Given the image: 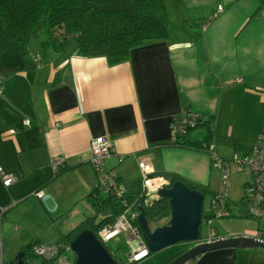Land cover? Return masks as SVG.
Returning <instances> with one entry per match:
<instances>
[{
    "label": "crops",
    "instance_id": "crops-1",
    "mask_svg": "<svg viewBox=\"0 0 264 264\" xmlns=\"http://www.w3.org/2000/svg\"><path fill=\"white\" fill-rule=\"evenodd\" d=\"M164 1L167 38L133 49L121 64L47 52L36 69L1 79L0 168L15 182L4 187L0 178V205L38 206L55 229L35 241L57 244L96 215L85 200L97 186L90 165L94 138L113 145L105 168L116 169L126 187L143 175L151 188L163 184L153 179L164 175L203 186L210 182L214 166L207 152L171 146V123L186 112L213 120L216 139L234 148L237 142L252 143L247 151L253 147L264 124V6L260 0ZM255 111L259 120L246 128L236 119ZM31 125L40 129L37 149L31 148ZM236 126L242 129L234 132ZM249 128L250 135L241 132ZM54 158L66 168L58 177ZM37 191L48 198L39 201ZM33 242H11L2 233V257L5 251L13 261ZM227 249L188 264H235Z\"/></svg>",
    "mask_w": 264,
    "mask_h": 264
},
{
    "label": "trees",
    "instance_id": "trees-1",
    "mask_svg": "<svg viewBox=\"0 0 264 264\" xmlns=\"http://www.w3.org/2000/svg\"><path fill=\"white\" fill-rule=\"evenodd\" d=\"M260 4L264 6V0H260ZM167 36L168 18L164 0H0V79L36 69L47 52L66 51L82 58L105 57L108 64L114 66L127 61L133 49L148 42L165 39ZM32 42L44 56L31 52ZM68 46L70 48H67ZM194 119L193 126L186 124L179 128L171 146L208 152V147H214L213 143L217 138L214 121L204 119L198 114ZM198 126L208 129L204 141H189L188 133ZM30 128L31 148L37 149L41 146L40 129L36 125H31ZM261 130H264V124L259 132ZM65 171L66 168L61 164L55 176L58 177ZM164 176L162 177L170 184L180 181L190 190L198 191L204 196L209 195L210 200L216 196L199 184H189L175 175L168 178ZM241 190L239 204L242 209L238 213L241 218H251L245 211L243 186ZM147 198L146 191L142 189V180L125 186L121 196L103 193L95 187L85 200H89L96 208V215L82 221L63 235L59 243L68 248L84 231L97 235L104 225L113 223L125 210L137 211L138 205L145 209L151 222L163 221L169 213L168 201L155 198L148 203ZM230 203L228 198L226 205L229 210ZM41 207L47 213L42 204ZM231 217L233 212L228 218ZM35 243L39 242L34 241L25 247L23 257L27 252L31 257H35L32 254ZM108 253L118 263L115 256L109 251ZM42 264L53 262L43 260Z\"/></svg>",
    "mask_w": 264,
    "mask_h": 264
},
{
    "label": "built area",
    "instance_id": "built-area-1",
    "mask_svg": "<svg viewBox=\"0 0 264 264\" xmlns=\"http://www.w3.org/2000/svg\"><path fill=\"white\" fill-rule=\"evenodd\" d=\"M222 10V7H218L217 12L220 13ZM241 82V79H237L236 81L237 84H240ZM1 90L2 88L0 82V91ZM196 116L197 114H192L190 112L184 113L181 121L172 123L170 126L172 140L176 138V135L179 133V128L182 125L189 124L190 126H193V123H195L194 118ZM28 124L29 123L26 121L25 125L28 126ZM90 152V165L96 179V187H98L103 193L121 196L124 192L125 186L120 184L117 170L105 168L106 161L115 154L113 145L103 137L94 138L90 142ZM208 152L210 153L214 168L220 171L219 174L222 178V189L215 197L211 198L210 213L206 220L212 218H228L232 215V211L229 210V207L226 205L229 195L227 188H225V184L231 172V162L220 159L212 145L208 147ZM233 162L236 166L237 173H248L250 176V180L243 184L245 197L244 206L246 214L254 219L258 224L257 230L253 235H240L236 237L253 238L256 241L264 243V130H261L257 135L253 147L249 151L242 154V156L236 155ZM61 164H63L61 158H54L51 162V167L56 172ZM0 178L4 187H9L15 182V177L11 174L4 173L1 168ZM141 180L142 189L146 191L147 195L151 196L155 195L159 189L168 185L164 179L156 178L153 180H159L163 184L151 188L148 184L150 179L146 175H143ZM33 196L39 201H43L48 198L41 191L35 192ZM14 204L15 203L8 206L0 205V222L6 211ZM137 219L138 211L127 209L121 213L113 223L104 225L96 235L99 242L103 246L107 247V244L113 240L115 235L123 233L128 247L127 260L129 264L139 263L149 256V250L143 239L142 232L138 227ZM225 238L227 237H219L214 230L209 229L204 242L211 243ZM68 250H70V247H65L63 243H35L32 248V254L35 255V257H39L49 263L53 262V264H73V261L66 255V251ZM0 264H4L2 257L1 226Z\"/></svg>",
    "mask_w": 264,
    "mask_h": 264
},
{
    "label": "rangeland",
    "instance_id": "rangeland-1",
    "mask_svg": "<svg viewBox=\"0 0 264 264\" xmlns=\"http://www.w3.org/2000/svg\"><path fill=\"white\" fill-rule=\"evenodd\" d=\"M69 46L67 48H70ZM31 52H37L38 54L44 56L42 51L36 49V45L34 44V42H32L31 44ZM236 119H240L239 121L244 124L245 128L248 127V125H252L257 120H259V118H257V111L251 112L246 118L238 116L236 117ZM241 129L242 128L238 126H236V128H233L234 132H236L237 130L240 131ZM241 132H245L246 135H250L251 128ZM195 133L197 134L194 135ZM207 133L208 129H206L205 126H198L188 133V140L201 143L204 141ZM251 144L252 143H246L243 141L241 143L237 142V146L234 148L232 142H229L227 140L216 139L214 141L218 156L231 162V172L226 181L225 188H227L228 190V195L231 202L230 207L233 212V217L222 219L212 218L206 220L208 217L205 218V216L209 215L210 213V196L205 195L203 204V217L199 227L201 239H205L207 237L209 229L214 230L219 237L227 238L240 235H253L257 230L258 224L254 219L241 218L238 213V211L242 209L241 205L239 204V199L242 196L241 185L243 182L249 181L250 176L248 173H237L236 166L233 162L236 154L242 156V154H244L252 146ZM207 154L210 157V153L207 152ZM212 170L213 171L211 172L210 182H205V186H201L207 188L209 191H212L215 194H218L222 189V178L219 174L220 171L218 169L212 168ZM188 183L196 184L192 182ZM15 206H11L6 211L4 215L5 217L3 216L0 222L2 228L1 234L3 233L4 238L8 237L11 242L20 240L22 244H27L33 239L35 241L36 237L43 239V237L47 233V230L55 229V226H51L49 221L46 220L42 215V212L38 208V206H32L27 203H25L24 205L18 204L16 207ZM53 211L54 210L51 209V213L49 212L51 218L55 216V214H53ZM21 220L25 221V223H21ZM97 221H99V219H97ZM14 229H17V231H15ZM199 243V240L195 243H177L158 252L150 253V255L146 259L136 264H170L177 257L181 256L183 253L190 250L194 245ZM23 250L19 253L23 252ZM107 250L115 256V259L119 264H129L127 260L128 247L126 245V238L123 233L115 235L113 240H111L107 244ZM227 251L232 253L233 261L235 262V264H264L263 249L253 248L245 250H225V252ZM4 255L5 256L3 258V263H8L11 258L7 257V253H5V251ZM66 255L73 261L74 255L70 250L66 251ZM23 260L25 264H42L43 261L39 257H31L28 252L25 257H23Z\"/></svg>",
    "mask_w": 264,
    "mask_h": 264
},
{
    "label": "water",
    "instance_id": "water-1",
    "mask_svg": "<svg viewBox=\"0 0 264 264\" xmlns=\"http://www.w3.org/2000/svg\"><path fill=\"white\" fill-rule=\"evenodd\" d=\"M157 196L167 200L170 206L168 216L163 222L152 223L145 209L141 205L137 208L139 211L137 224L149 252L155 253L181 242H197L200 239L199 227L202 220L204 195L176 181L159 189ZM227 248L264 250V243L244 237H229L211 243H200L170 264H187L204 253ZM70 251L74 255V264H118L98 241L95 234L90 231L80 233L70 244ZM23 254L19 253L14 262L9 264H25L22 259Z\"/></svg>",
    "mask_w": 264,
    "mask_h": 264
},
{
    "label": "flooded vegetation",
    "instance_id": "flooded-vegetation-1",
    "mask_svg": "<svg viewBox=\"0 0 264 264\" xmlns=\"http://www.w3.org/2000/svg\"><path fill=\"white\" fill-rule=\"evenodd\" d=\"M164 180L170 185V182H169L168 180H166L165 178H164ZM167 186H168V185H167ZM167 186H165V187H167ZM163 188H164V187H163ZM157 192H158V191H157ZM157 192H156L155 195H152V196H151V195H148V198H147V200H148L147 202H148V203H150V202H152L153 200H155V197H156V198H160V197L157 196ZM137 211H138V209H137ZM138 215H139V211H138ZM207 216H208V215H207ZM202 217H203V212H202ZM165 219H166V218H165ZM165 219H164V220H165ZM164 220H163V221H164ZM163 221H161V222H163ZM152 223H155V222H152ZM158 223H160V222H158ZM199 241H200V243H204V239H200ZM200 243H199V244H200ZM196 245H197V244H196ZM194 246H195V245H194ZM194 246H193V247H194ZM14 260H15V259H14ZM14 260H13V261H10V262H14ZM10 262H9V263H10ZM9 263H8V264H9Z\"/></svg>",
    "mask_w": 264,
    "mask_h": 264
},
{
    "label": "clouds",
    "instance_id": "clouds-1",
    "mask_svg": "<svg viewBox=\"0 0 264 264\" xmlns=\"http://www.w3.org/2000/svg\"><path fill=\"white\" fill-rule=\"evenodd\" d=\"M243 186V185H242ZM207 216H205V218H206ZM96 236V235H95ZM97 238V237H96ZM201 239V238H200ZM199 239V240H200ZM99 241V240H98ZM204 243H206V242H204ZM105 248H106V250H107V247L106 246H104ZM150 253V252H149ZM150 255V254H149ZM73 264H74V260H73Z\"/></svg>",
    "mask_w": 264,
    "mask_h": 264
},
{
    "label": "bare ground",
    "instance_id": "bare-ground-1",
    "mask_svg": "<svg viewBox=\"0 0 264 264\" xmlns=\"http://www.w3.org/2000/svg\"><path fill=\"white\" fill-rule=\"evenodd\" d=\"M149 186H152V183Z\"/></svg>",
    "mask_w": 264,
    "mask_h": 264
}]
</instances>
